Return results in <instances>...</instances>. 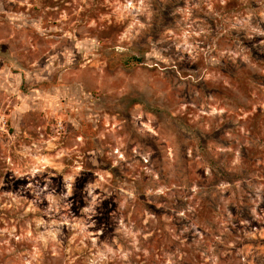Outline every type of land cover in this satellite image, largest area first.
<instances>
[{
  "label": "rangeland",
  "instance_id": "obj_1",
  "mask_svg": "<svg viewBox=\"0 0 264 264\" xmlns=\"http://www.w3.org/2000/svg\"><path fill=\"white\" fill-rule=\"evenodd\" d=\"M0 264H264V0H0Z\"/></svg>",
  "mask_w": 264,
  "mask_h": 264
}]
</instances>
